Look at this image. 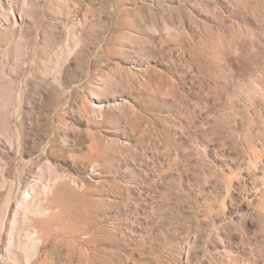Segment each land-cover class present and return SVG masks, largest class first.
I'll list each match as a JSON object with an SVG mask.
<instances>
[{"label":"rangeland","instance_id":"rangeland-1","mask_svg":"<svg viewBox=\"0 0 264 264\" xmlns=\"http://www.w3.org/2000/svg\"><path fill=\"white\" fill-rule=\"evenodd\" d=\"M40 2L57 44L29 22L0 32V179L84 182L64 188L81 210H54L44 264L92 246L109 264H264V0ZM94 223L107 242H83Z\"/></svg>","mask_w":264,"mask_h":264},{"label":"bare ground","instance_id":"bare-ground-1","mask_svg":"<svg viewBox=\"0 0 264 264\" xmlns=\"http://www.w3.org/2000/svg\"><path fill=\"white\" fill-rule=\"evenodd\" d=\"M40 3V0H0V32L1 30L7 31L10 29L22 34L29 22L37 31V43L41 41L47 46L56 43L59 30L54 27L50 33L48 32L47 23L45 20L39 18L41 14L40 9L38 8L41 5ZM87 21L88 17L85 15L83 20H79V23L84 24L85 22L87 24ZM68 30L69 32L67 35L70 36V33H72L75 37L74 26H69ZM94 105L97 111H100L104 106L99 102H96ZM15 141L14 137L10 136L6 141V146L13 149ZM50 173L51 174H49L48 178L44 179L42 177L44 175V169L42 167L38 169V175L34 176V179L29 181L20 175H15L12 178H9L4 174L1 177L0 187H2L4 191H0V210L4 214V219L9 212H12L13 214L11 229L7 232L8 251L6 256L2 258L3 264H9L8 262L10 260L14 264L17 261H20L22 264H30L32 263V257L30 256H34V258L36 257V261L34 259L36 263L33 262L34 264H41L43 260L40 254L37 255V248L44 243L45 240L53 236L48 221L52 216L55 218L56 214L59 215L63 210H81V206H79L78 203L75 205L69 204V198L64 188L67 185H72L77 187V189L79 187L82 189L84 187V182L79 180V178L77 179V177L70 172L62 171L60 169L58 170L57 168ZM22 184L24 185L23 193L18 196V188L21 189L20 185ZM54 210L62 211H59L58 213ZM74 217L75 221L79 220L78 216ZM4 219L1 221V227H4ZM21 221L24 223L28 222L29 224H26L29 226L26 227L23 232H18L16 224ZM75 228L78 227L76 226ZM89 229V231H86L85 229V233L90 232V234L88 236L85 234L86 236L83 242H86V244L92 242V245L107 242V238L103 234L106 235L108 232H106L104 228H97L94 223L93 227L90 226ZM85 248H77V253L79 252L80 255L78 258L79 260H82L84 264H109L113 258L109 250L104 248H93V246L92 249ZM32 251H35L34 255L32 254ZM42 264H44V262Z\"/></svg>","mask_w":264,"mask_h":264}]
</instances>
